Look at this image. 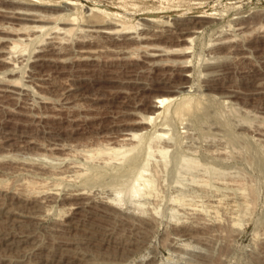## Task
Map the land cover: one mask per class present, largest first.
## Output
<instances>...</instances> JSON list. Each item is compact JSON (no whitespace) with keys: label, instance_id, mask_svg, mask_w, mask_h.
<instances>
[{"label":"rangeland","instance_id":"rangeland-1","mask_svg":"<svg viewBox=\"0 0 264 264\" xmlns=\"http://www.w3.org/2000/svg\"><path fill=\"white\" fill-rule=\"evenodd\" d=\"M67 1L69 3L66 0H0V37L8 31H15L20 35L19 46L16 50L13 49L15 51L12 50L13 54L11 59L9 58L12 62L0 60V85L27 84L30 89L28 94L17 95L21 97L0 96V211L3 213L7 208L12 209L17 212L18 217L26 219L24 221L28 227H32L35 235L39 237L40 247L36 248L35 252H40L43 256L63 253L62 255L68 257L72 254L68 257H73L71 264L81 263L77 259L81 258L77 257L81 247L78 246L71 253L70 248L75 246L70 242L71 239L86 242L83 250L91 253L89 257L105 264H264V133L257 130L261 127L264 129V0ZM92 8L93 11L96 9V13L105 15V19H109V15L116 16V19L120 17L118 20L126 21L128 26L131 25L130 29H124L126 31L115 34L112 39L87 35L80 28L84 27L82 21L93 13ZM23 9H33L37 14L42 12L46 18L54 20H58V15L59 20L69 16L77 17L75 25L81 26L77 30L62 33L61 45L54 47L55 51L50 53L53 59L50 63L42 65L43 67L39 57L51 47L49 29L52 32L55 28H52V23L47 22L44 30L32 32L27 26L34 24L33 22L13 16H17V11ZM200 9L216 17H210L211 22L209 17L201 19L202 17L195 15ZM239 10L241 15L255 14L263 19L249 25L250 27L237 28L239 24L236 21L241 16ZM149 18L158 19L160 22L164 20L168 25L172 21L169 27L176 25L179 20L190 22L189 25H194L188 28L191 29L189 35L193 33V38L185 41L178 38L177 31L172 32L174 35L160 31L159 36L156 33L157 36L147 43L138 42L140 39H137V35H141L140 31L148 26ZM158 20L154 23H158ZM199 26L201 27L196 29ZM27 33H31V39ZM127 36H135V39L124 40ZM100 42H109V46L113 45L111 48L117 49L127 46L130 51L126 47L127 52L99 51ZM154 43L166 47L169 45V49L175 52L165 55L166 60L164 56H145ZM170 45L174 46L170 48ZM187 46L191 48L185 49ZM75 48L76 51L89 48L95 52L87 51L80 55L74 51ZM180 48L184 50L181 51ZM177 50L179 52L176 54ZM95 55L97 57H94ZM37 68H40L43 74L40 81L34 77ZM186 71L189 75H186ZM216 74L220 78H215ZM17 78L21 82H18ZM12 79L17 81L13 83ZM181 84L186 85L180 88L183 92L190 87L192 91L187 92L193 97V102L185 116H181L180 111L175 110L174 101L172 103L167 120L172 142L169 146L173 148L169 147L171 157L168 155L167 168L163 166L167 170H160V166L157 176L151 170V173L148 172V175H154L155 181L157 179L156 189L153 187L152 195L149 196H134L136 204L127 200L116 205L105 202L108 196L116 195L114 188L110 187V180L117 179L112 166L117 160L111 161L113 164L106 160L104 162L110 164L103 165L107 154L95 153L91 158L94 154L88 152L86 156L85 150L102 145H122L123 149V145L128 147L131 143L121 139L128 131H143L147 135L152 129L160 130L159 124L163 117L157 119V126L137 125V119L149 114L148 104L156 95ZM206 109L213 114L206 112ZM203 112L206 117L202 115ZM207 115L211 116V120H208ZM180 118L185 120L182 119V122ZM226 138L232 139L230 141ZM164 139L167 138H162L161 142ZM212 143L215 145L212 146ZM222 146L227 148L228 152H222L225 149ZM218 148L223 150H217L218 153L212 151ZM81 149H84L83 153ZM156 154L159 152H155L153 158L162 156ZM90 155L91 157H88ZM183 155L186 158L189 156L191 160L195 158L193 160L200 161V164L195 163L201 165L192 170V175L186 170L188 173L184 177L186 171L181 169L182 172L179 173L180 168L173 166V162L180 164L178 161ZM153 158L150 162L156 160ZM162 159L158 160L163 164ZM201 163L205 164L208 170L201 169L204 166ZM71 164H81L88 171L84 168V171H87L85 175V172H81V175L70 171L67 173L72 175L64 179L55 176L56 171H65ZM81 165L78 166L80 171L83 169ZM94 165L97 167L94 168ZM211 169L214 173L210 172ZM214 169H218V173ZM175 170L179 176L182 173L183 178H179ZM196 170H199V176L207 177L200 179H203L201 182L209 184L208 186L203 185L200 187L202 189L192 187L196 186V182L191 181L193 178L189 177L191 175L199 178L195 174ZM50 172H53L54 176ZM74 174L78 179H71L75 177ZM91 175L97 176L94 183ZM216 177L222 178L223 181L218 180L217 183V179L214 180ZM174 178L178 181L185 178L187 183L182 182L190 186L183 187L191 197L184 192L187 195L184 199L182 187H176L179 184L177 182L174 185ZM210 179L213 182H210ZM41 183L45 184V191ZM210 183L218 185L211 187ZM76 186L77 189L85 191V194L77 200L83 201L82 203L73 205L71 203L76 200L64 196H67L66 191H73ZM213 192L222 198L221 207L218 206L220 208L217 207L216 212L211 211L210 205L208 206L212 196H217H210ZM203 193H206L207 197ZM46 194L50 196L44 198ZM181 194L184 201L178 196ZM42 198L47 204L45 211L41 212L42 216H31L29 207L32 204L29 203ZM224 202H230L231 205L233 203L235 211ZM19 212L24 215H18ZM0 220V227L12 225L7 216L0 217ZM13 230L28 231L25 226ZM62 233L69 235L64 236ZM65 239L68 240L66 243ZM59 249L62 252H59ZM66 249L69 253L63 252ZM13 255L16 257V253ZM34 258L27 259L33 262Z\"/></svg>","mask_w":264,"mask_h":264},{"label":"bare ground","instance_id":"bare-ground-1","mask_svg":"<svg viewBox=\"0 0 264 264\" xmlns=\"http://www.w3.org/2000/svg\"><path fill=\"white\" fill-rule=\"evenodd\" d=\"M63 1V0H62ZM187 1V0H186ZM32 2V1H31ZM66 2L67 3H69V1H67L66 0ZM180 2V1H179ZM184 2V1H183ZM34 3V2H33ZM61 3H63V2H61ZM67 3H65V4H67ZM70 3H72V2H70ZM180 4H181V2H180ZM59 5H61V4H59ZM68 5V4H67ZM62 6V5H61ZM65 6V5H64ZM70 7V6H69ZM68 7V8H69ZM233 7V6H232ZM99 8V7H98ZM166 8V7H165ZM231 8V7H230ZM239 8V7H238ZM65 9H66V7H65ZM64 9V10H65ZM102 9V8H101ZM101 9H99V11L101 10ZM221 9V8H220ZM27 10V9H26ZM33 10V9H32ZM32 10H28V11H25L24 9L23 10H18L17 11V13H18V15L17 16H15V15H13L14 17H17V18H20V19H23V20H28V21H31V22H33L34 24H32V25H28L27 27L29 28L30 27V29H31V31L33 32H37L38 30H41L42 31V29L44 30L45 28H46V23L47 22H49V23H52V28L54 29V30H52V32H51V29H49L50 31H49V33H50V35L48 36L49 38H50V40H49V43L51 44V47L49 48V49H46V50H48L47 51V53H43L40 57H39V60H40V65L42 66V65H44V64H46V63H50L51 62V60L53 59L51 56H50V53L53 51H55L54 49V47H57V45H58V47H59V44H60V40L63 38L62 37V33H67V32H71V31H73L74 29H78V28H80L81 26L80 25H78L77 27H76V20L78 19L77 17H73L72 16V18H71V16H69V18H64L63 20H59L60 18H58V16H57V18L56 19H58V20H54V18L52 19V18H46V16H44L45 14H43L42 12H40L41 14H37V13H34ZM37 10V9H36ZM69 10V9H68ZM96 10V9H95ZM95 10L93 11V8H92V11H91V9H90V11L91 12H93L92 14H90V15H88V17H86V19H84L82 22V26H84V27H81L80 28V30L81 31H85L86 32V34L87 35H91L92 37H98V36H100V37H106V38H113L114 36H115V34H117V33H119V32H121V31H123L124 29H126V28H128V29H130L129 27L131 26V25H127L126 23V21H124V20H118V19H120V17L118 18V19H116L114 16H111V15H109L110 16V18L109 19H105L106 17H104V16H102V15H100L99 13H101V12H99V13H96L95 12ZM225 10V9H224ZM223 10V11H224ZM229 10V9H228ZM32 11V12H31ZM60 11V10H59ZM59 11H58V13H59ZM62 11V10H61ZM64 11H62V13H63ZM95 12V13H94ZM185 12H187V11H185ZM10 13V12H9ZM61 13V12H60ZM66 13V12H65ZM104 13V12H103ZM239 13H240V10H239ZM256 13V12H255ZM257 13H259V12H257ZM262 13H263V11H262ZM43 14V15H42ZM57 14V13H56ZM253 14V13H252ZM8 15H10V14H8ZM63 15H64V13H63ZM197 17H202L201 19H203V18H212V17H216V16H213L212 14H210V13H207V11H205V10H199L196 14H195ZM241 15V13L239 14V16ZM260 15V14H259ZM264 15V14H263ZM47 16H48V14H47ZM238 16V17H239ZM51 17V16H50ZM218 17V16H217ZM236 17V16H235ZM85 18V17H84ZM211 18H210V22H211ZM154 19V18H153ZM153 19H147V27H144V29H142V31H140V34L141 35H137V36H139L137 39H140V41L138 40V42H141V41H144V42H146L147 43V41L148 40H150L151 38H155L154 36L156 35V33H160L161 34V32L160 31H162V32H166L167 34L168 33H172V32H174V31H177L178 33H179V37L178 38H180V39H185V41L187 40V41H190V39L191 38H193L191 35L193 34H191V35H189V33L190 32H192L191 31V29H188V28H190V25H192V24H190L189 25V23L188 22H186V21H181V20H179V21H177V23H176V25L174 24V26L173 27H169V25L172 23V21H171V23L168 25V23L166 22V21H164V20H162V22H160V20H158V19H156V20H158L157 22L158 23H154V22H156V20H153ZM237 19V18H236ZM263 18H259V16L257 17V16H255V14L254 15H248V14H245V15H241L240 17H239V19H238V21H236L237 22V24H239V26H237V28L239 27V28H243V27H246V26H251V25H253L254 23H257L258 21H260V20H262ZM82 20V19H81ZM166 20V19H165ZM186 20V19H185ZM193 21L195 20V19H192ZM215 20V19H214ZM199 21H201V20H199ZM198 21V22H199ZM235 21V20H234ZM160 22V23H159ZM192 22V21H191ZM204 22H205V20H204ZM235 22V23H236ZM207 23V22H206ZM209 23V22H208ZM60 24H62L63 26H61ZM76 24V25H75ZM197 24V23H196ZM202 24H203V22H202ZM188 25H189V27H188ZM192 26H194V25H192ZM249 26V27H250ZM261 26V25H260ZM24 27V26H23ZM26 27V26H25ZM24 27V28H25ZM133 27V26H132ZM201 26H199L198 28H196V29H199ZM234 27V26H233ZM256 27H258V26H256ZM194 28V27H193ZM247 28V27H246ZM15 29V28H14ZM132 29V28H131ZM245 29V28H244ZM243 29V30H244ZM127 30V29H126ZM126 30H124V31H126ZM48 31V30H47ZM194 31H195V29H194ZM240 31V30H239ZM239 31H237V33L239 32ZM129 32V31H128ZM131 32H133V31H131ZM164 32V33H165ZM233 32V31H232ZM235 32V31H234ZM48 33V34H49ZM130 33V32H129ZM137 33V32H136ZM159 33H158V36H159ZM176 33V32H175ZM173 34V33H172ZM189 36H188V35ZM195 34V33H194ZM234 34V33H233ZM162 35H164V34H162ZM171 35V34H170ZM174 35V34H173ZM173 35H171L172 37H173ZM187 35V36H186ZM227 35V34H226ZM235 35V34H234ZM240 35V34H239ZM20 35H18V32H15V31H8V32H6V34L4 35V36H2V37H0V60L1 61H4V62H8V63H10V62H12L10 59H11V56H12V54H13V51H15L16 50V48L19 46V42H18V40H20L19 37ZM27 36L29 37V36H31V33H27ZM117 36V35H116ZM122 36V35H121ZM125 36V35H124ZM157 36V35H156ZM161 36V35H160ZM223 36V35H222ZM228 36V35H227ZM25 37V36H24ZM120 37V36H119ZM135 36H127L124 40H126V39H131L132 40V38H134ZM163 37V36H162ZM161 37V38H162ZM176 37V38H177ZM234 37L235 36H233V39H234ZM26 38V37H25ZM30 38V37H29ZM32 38V37H31ZM30 38V39H31ZM91 38V37H90ZM115 38V37H114ZM165 38V37H164ZM168 38V37H167ZM177 38V39H178ZM221 38V37H220ZM224 38V37H223ZM228 38H230V36L228 37ZM236 38H238L237 36H236ZM135 39V38H134ZM227 39V38H226ZM231 39H232V37H231ZM97 40V39H96ZM161 40V39H160ZM170 40H171V38H170ZM235 40V39H234ZM94 41V40H93ZM101 41V40H100ZM135 41V40H134ZM153 41V40H152ZM165 41H166V39H165ZM220 41H222V40H219V42ZM225 41V40H224ZM224 41H222V42H224ZM233 41V40H232ZM231 41V42H232ZM102 42V41H101ZM100 42V45H101V48H99V49H97V50H99V51H104V50H112L113 52H115V50H116V53L117 52H121V51H128L127 49H129V47L127 48V46H125L124 44L126 43V42H124L123 43V45L127 48H125V47H123L122 46V44H120L122 47H120V49H117V48H111L110 46H112L113 47V45H108L109 44V42H103V43H101ZM133 42V41H132ZM136 42V41H135ZM193 42V41H192ZM218 42V43H219ZM230 42V43H231ZM128 43H130V42H128ZM226 43H229V42H226ZM81 44V43H80ZM61 45V44H60ZM127 45V44H126ZM132 45V44H131ZM141 45H142V43H141ZM27 46V45H26ZM118 46V45H117ZM169 46V45H168ZM166 47V46H161L160 44H153V46H152V44H151V47H149V48H151V50L149 49V50H147L146 51V54H145V56H147V55H149V56H164V60H166V58H165V55H168V54H170V53H173V51L175 52V50H170L169 49V47ZM171 46L172 45H170V48H171ZM174 46V45H173ZM172 46V47H173ZM62 47V46H61ZM60 47V48H61ZM91 47V46H90ZM131 47V46H130ZM147 47V46H146ZM190 46H187L185 49H187V48H189ZM43 48V47H42ZM46 48H47V46H46ZM59 48V49H60ZM64 48V47H63ZM176 48H178V47H176ZM176 48H174V49H176ZM191 48V47H190ZM13 49H15V50H13ZM70 49V48H69ZM94 49V48H93ZM147 49V48H146ZM181 49V48H180ZM13 50V51H12ZM179 50V49H178ZM176 51V54L179 52V51ZM184 50V48L183 49H181V51H183ZM40 51V50H39ZM42 51V50H41ZM74 51H76V48H75V50ZM87 51H89V52H95L94 50H92V49H85V48H80V49H77V53L79 52V54L80 55H83L84 54V52H87ZM129 51H130V49H129ZM17 52V51H16ZM71 52V51H70ZM106 52V51H105ZM108 52V51H107ZM110 52V51H109ZM132 52V51H131ZM145 52V51H144ZM181 53V52H180ZM183 53V52H182ZM15 54H17V53H15ZM40 54H41V52H40ZM40 54H38V55H40ZM101 54V53H100ZM91 55H94V54H91ZM120 55V54H119ZM239 55V54H238ZM79 56V55H78ZM38 57V56H37ZM84 57V56H83ZM94 57H97L96 55L94 56ZM148 57V56H147ZM237 57H239V56H237ZM10 58V59H9ZM81 58H82V56H81ZM91 58V57H90ZM167 58H168V56H167ZM38 59V58H37ZM74 59V58H73ZM39 60H37L38 61V63H39ZM158 60V59H157ZM163 60V59H162ZM169 60H171V58H169ZM22 61V60H21ZM36 61V62H37ZM153 61H155V60H153ZM167 61H168V59H167ZM14 62V61H13ZM156 63H157V61H155ZM153 64H154V62H152ZM15 64V63H14ZM17 64V63H16ZM38 66V65H37ZM37 66H35V67H37ZM43 67V66H42ZM13 71V70H12ZM33 71V70H32ZM34 72V71H33ZM220 73H221V70L219 71ZM185 73V72H184ZM186 75H189L188 74V72L186 71ZM214 73V72H213ZM215 73H217L216 71H215ZM214 73V74H215ZM35 74H36V76H34V74L32 75V76H34L35 77V79H37V80H42L43 79V77H42V73H41V69L39 68V70H38V68H37V70L35 71ZM214 76V75H213ZM219 76V75H218ZM217 76V74H216V77L215 78H217L218 77ZM20 78V77H19ZM19 78H17V79H19ZM214 78V77H213ZM219 78H220V76H219ZM14 79V78H13ZM12 79V80H13ZM32 80H33V78H32ZM14 82L13 83H15V81H17V80H13ZM35 81V80H34ZM9 82V81H8ZM18 82H21V80L19 79L18 80ZM36 82V81H35ZM2 83V82H1ZM7 83V82H6ZM37 83V82H36ZM73 83V82H72ZM28 84H30V83H28ZM41 84V83H40ZM74 84V83H73ZM20 85V84H19ZM17 85V84H10L9 83V85H0V96H6V97H21V96H17V95H21V94H28V93H30V89H29V85H27V84H24V85ZM42 85V84H41ZM180 85V84H179ZM32 86V85H31ZM73 86V85H72ZM71 86V87H72ZM185 87L186 85L185 84H181V86H177V87H173V88H169V89H167V90H165V91H163V92H161V93H159L158 95H156V97L155 98H153L150 102H149V114H147V115H142V116H140L138 119H137V125H142V124H149V125H152V124H155L156 123V121H157V119L159 118V117H163V119L161 120V122H160V126H161V128L163 129V130H161V128H160V130H158V131H160V132H158L157 131V129H152V131L149 133V134H147L146 135V133H144L143 131H135V130H131V131H128L127 133H125V135L124 136H122V138L121 139H123L124 140V142H125V140H127V141H131V143L129 144L130 146H128V147H126L125 145H123V149L121 148L122 147V145H121V147H118V146H109V145H106V146H104V145H102V146H97L98 148H96V147H94V148H89V149H86L85 151L86 152H84V154L87 156V153L89 152V154H94L92 157H91V155L90 156H88V157H91V158H93L96 154L95 153H99V155H102L101 153H103V154H107V156H105L107 159H105V160H103L104 158V156L102 157L103 159V165H105V163L106 164H110V163H107V162H111V161H113V160H117L116 161V163L114 164V165H112V166H114L113 168L115 169V173L114 174H116V176L115 175H113V173H112V175H113V177L115 176V177H117V179L116 178H111L112 176H110V178L113 180V181H111L110 180V182H112V186H110V187H112V188H114L113 190H115L114 192H116L115 194V196H108L107 198V200H105V202H107V203H109L110 205L111 204H113V205H116V203H121V202H124L125 200H127L128 202H132V204H136L137 202H135L134 201V196H137V197H141V196H149V195H152V190H153V187L155 188L156 187V185H155V183H156V181H157V179H156V181H155V178H153L154 177V175L153 174H151V175H153V176H150V175H148V172H150V170H151V172H154V174L156 175L157 173H158V171H160V170H167L166 168H167V166H168V163H169V158H168V155H169V147L172 145V142L170 141L171 140V136H169V131H168V125H169V122H168V120H167V117L169 116V112H170V110H171V108H172V103H173V101H174V103H175V110L176 111H180L179 112V114L181 115V116H185L186 114H187V110H188V108H191V103L193 102L192 100H191V94H189L187 91H192L191 89H190V87L189 88H187V91L186 92H183L182 91V89H180L181 87ZM192 87V86H191ZM175 92H179V94H174ZM23 97V96H22ZM193 98V97H192ZM194 108H195V106H194ZM206 112H209V111H207V109L205 110ZM204 111V112H205ZM204 112L202 113V115L204 114ZM210 113V112H209ZM209 113H207V114H209ZM210 114H213V112L212 113H210ZM204 115H206V114H204ZM203 115V116H204ZM210 116V115H209ZM209 116L207 115V117L209 118ZM214 116V115H213ZM177 116H175V118H176ZM204 117H206V116H204ZM211 117V116H210ZM179 118V117H178ZM201 118V117H200ZM207 118V119H208ZM181 119V118H180ZM183 119V118H182ZM182 119L180 120V121H182ZM183 120H185V119H183ZM208 120H211L210 118L208 119ZM179 121V120H178ZM183 122V121H182ZM181 122V123H182ZM188 122V121H187ZM186 123V122H185ZM212 123V122H211ZM214 123V122H213ZM180 124V123H179ZM156 125V124H155ZM210 125H212V124H210ZM214 125H215V123H214ZM157 126V125H156ZM155 126V127H156ZM220 126V125H219ZM145 127V126H144ZM212 127V126H211ZM259 127V126H258ZM260 127H261V125H260ZM257 130H259V133H264L263 132V128L261 127V128H258ZM217 132V131H216ZM261 134V135H262ZM171 135V134H170ZM174 136V135H173ZM162 138H167L166 140L164 139L162 142H161V140H162ZM173 138V137H172ZM226 139H229V138H226ZM230 139H232V138H230ZM229 139V140H230ZM174 140V139H173ZM223 140V139H222ZM234 141H236L235 140V138L233 139ZM132 141H134V142H132ZM145 141V144L143 145V142ZM223 141H225V140H223ZM227 141V140H226ZM231 141V140H230ZM171 142V143H170ZM233 142V141H232ZM174 143V142H173ZM177 143V142H176ZM219 143V142H218ZM236 143V142H235ZM106 144V143H105ZM182 144V143H181ZM215 144H217L216 142H215ZM215 144H213L212 143V146L213 145H215ZM230 144H231V142H230ZM110 145H112V144H110ZM170 145V146H169ZM211 145V144H210ZM221 145V144H220ZM223 145H224V143H223ZM226 145V144H225ZM231 145H233V144H231ZM174 146V145H173ZM218 146H219V144H218ZM229 146V145H228ZM228 146H226V147H228ZM179 147V146H178ZM216 147H217V145H216ZM224 146H222V148H223ZM232 147V146H231ZM171 148H173V147H170V149ZM213 148V147H212ZM225 148V147H224ZM223 148V149H224ZM230 148V147H229ZM186 149V148H185ZM215 149V148H214ZM212 150V151H216L217 152V150L220 152V151H222L221 149L219 150V148L218 149H216V150ZM226 150H227V148H225ZM223 150L222 152H228V150L226 151V150ZM82 150V149H81ZM84 150V149H83ZM83 150H82V153H83ZM174 150H175V148H174ZM187 150V149H186ZM190 150V149H189ZM190 151H192V150H190ZM81 152V151H80ZM155 152H159V154H161L162 156H160L159 158H160V160L162 159L161 157H163V159H162V162H163V164L162 163H160L159 162V158L158 159H156L157 157H155L154 156V158L156 159V160H154V162H159V163H154V162H150V160L153 158V155L155 154ZM180 152V151H179ZM171 153V152H170ZM174 153H176V152H174ZM193 153V152H192ZM215 153V152H214ZM218 153V152H217ZM159 154L157 155V156H159ZM181 154V153H180ZM99 155H97V156H99ZM179 155V154H178ZM177 155V156H178ZM182 155V154H181ZM96 156V157H97ZM170 156V155H169ZM174 156V155H173ZM184 156V155H183ZM225 156H227V155H225ZM171 157V156H170ZM181 157V159H180V161H178V162H180V164H179V167H177V163H175V162H173L174 164H173V166H175L177 169L178 168H180V169H178V171H179V173L180 172H182V170L184 169L185 171L186 170H189V174H193V171H194V169H196V167L198 168V167H200L201 165H197L196 163H199L198 161H194L193 159H195V158H193L192 160L191 159H189L188 157L189 156H187V158L184 156V157H182V156H180ZM219 157H221V156H219ZM223 157V156H222ZM101 158V157H100ZM153 158V159H154ZM174 158H175V156H174ZM173 157H172V159H174ZM192 158V157H191ZM224 158V157H223ZM227 158V157H226ZM231 158V157H230ZM86 159V158H85ZM110 159H112V160H110ZM220 159V158H219ZM225 159V158H224ZM100 160V159H99ZM102 160H101V162H102ZM106 160H109V161H107V162H104V161H106ZM173 161V160H172ZM174 161H176V160H174ZM177 162V161H176ZM196 162V163H195ZM151 163H153V164H151ZM77 164V163H76ZM111 164H113L112 162H111ZM177 164V165H176ZM200 164V163H199ZM201 164H203V163H201ZM72 165V164H71ZM81 165V164H80ZM80 165H72V166H70L67 170H65V171H60V172H57L56 171V177L57 176H59L60 178L62 177L63 179L64 178H66L67 176H70V175H72V174H70V173H67V172H74L75 174H81V175H83L81 172H85L86 170L88 171V169L87 168H85V167H83L82 165H81V167L83 168L81 171H80ZM197 165V166H196ZM204 166H203V168L201 167V169H206V166H205V164H203ZM79 166V167H78ZM95 166V165H94ZM111 166V165H110ZM161 166V168H160V170H159V167ZM163 166H165V167H163ZM88 168H92V167H90V166H87ZM97 167V165L94 167V168H96ZM98 167H100V165L98 166ZM162 167H163V169H162ZM84 168L86 169L85 171H84ZM93 168V169H94ZM103 168V167H102ZM102 168H100V169H102ZM211 168H213V167H211ZM114 169H113V171H114ZM182 169V170H181ZM209 169H210V166H209ZM96 170H98V168L96 169ZM149 170V171H148ZM171 170V169H170ZM169 170V171H170ZM193 170V171H192ZM206 170H208V168L206 169ZM206 170H205V172H206ZM218 170V169H217ZM217 170H215L214 169V171H216V173H218L217 172ZM86 171V172H87ZM99 171V170H98ZM173 171V170H172ZM175 171H177V170H175ZM178 171L176 172L177 174H178V176H179V173H178ZM213 171V169H211L210 170V172H212ZM86 172L84 173V175L86 174ZM96 172V171H95ZM110 172H111V170H110ZM150 172V173H151ZM161 172H163V171H161ZM166 172V171H165ZM190 172H192V173H190ZM196 172H197V170H196ZM201 172V171H200ZM219 172H220V170H219ZM223 172V171H222ZM45 173V172H44ZM50 173H52L53 174V172H50ZM89 173V172H88ZM105 173V172H104ZM186 173H188V171H186V172H184V174H183V177H184V175L186 176ZM206 173H208V171L206 172ZM212 173H214V172H212ZM221 173V172H220ZM220 173H219V175H220ZM74 174V175H75ZM99 175L100 174H103V173H98ZM182 174V173H181ZM181 174H180V176H179V178H183L182 176H181ZM197 176H199L198 174H199V170H198V172L197 173H195ZM194 174V175H195ZM201 174V173H200ZM89 175V174H88ZM98 175V177H101V176H104V175H101V176H99ZM149 177H148V176ZM191 175H190V177H189V179L190 178H193L191 181H193V182H196V186H192V187H202L203 185H206V186H208L209 184H205V182H201V181H203V179L201 180L200 178L202 177V178H206L207 179V177H204L202 174V176H199V178L198 177H191ZM195 175V176H196ZM207 176H208V174H206ZM205 175V176H206ZM212 176H214L215 174H211ZM53 176H54V174H53ZM92 176V175H91ZM91 176H90V178H91ZM107 176V175H106ZM157 176V175H156ZM175 176H176V178H177V175L175 174ZM216 176V175H215ZM224 176V175H223ZM55 177V178H56ZM58 177V178H59ZM72 177V176H71ZM70 177V178H71ZM74 177V176H73ZM80 177V176H79ZM93 177V176H92ZM75 178H76V175H75V177L74 178H71V179H74L75 180ZM87 178H89V177H87ZM86 178V179H87ZM95 178H97V176L96 177H93V183H94V179ZM105 178V177H104ZM172 178H173V176H172ZM176 178H174L175 180L173 181V182H175L174 183V185L175 184H177V183H179V184H177V186L176 187H178V185H179V187H182V193H184V192H186L187 190L186 189H184V187L183 186H188V185H184V183L182 182V181H186V180H180V181H178ZM213 178V177H212ZM211 178V179H212ZM224 178V177H223ZM229 178V177H228ZM76 179H78V176H77V178ZM108 180H109V178H107ZM188 179V178H187ZM206 179H204V181L206 180ZM209 179V178H208ZM210 179V180H211ZM215 179H217V177L216 178H214V180ZM68 179H66V181H67ZM92 180V179H91ZM108 180H105V181H108ZM170 180H172V179H170ZM223 181V179L222 178H220V179H217V180H215L216 182L217 181ZM232 180H234V179H232ZM70 181H72V180H70ZM69 181V182H70ZM88 181H90L89 179H88ZM209 181V180H208ZM225 181V180H224ZM46 182V181H45ZM44 182V183H45ZM83 182V181H82ZM84 182H87V181H85L84 180ZM83 182V183H84ZM91 182V181H90ZM104 182V181H103ZM170 182V181H169ZM177 182V183H176ZM193 182H191V183H193ZM210 182H213V180H211ZM225 182H228L227 180L225 181ZM36 183V182H35ZM72 183V182H71ZM82 183V184H83ZM185 183H187V181L185 182ZM190 183V182H189ZM218 183V182H217ZM217 183H215V185H218ZM222 182H220V184H221ZM228 183H230V182H228ZM232 183H235V182H232ZM231 183V184H232ZM238 183V182H237ZM42 185H43V187L45 186V184H43V183H41ZM91 184V183H90ZM105 184H106V182H105ZM109 184V183H108ZM111 184V183H110ZM193 184H195V183H193ZM227 184V183H226ZM47 185V184H46ZM75 185V184H74ZM79 185H80V183H79ZM86 184H84V186H85ZM88 185V184H87ZM173 185V186H174ZM210 185H211V187H216L213 183H210ZM213 185V186H212ZM224 185H225V183H224ZM41 186V185H40ZM84 186H82V187H84ZM104 186H106V185H104ZM190 186V185H189ZM47 187V186H46ZM75 187V186H74ZM80 187H81V185H80ZM86 187V186H85ZM88 187V186H87ZM152 187V188H151ZM210 187V186H209ZM217 187H220V186H217ZM222 187V186H221ZM234 187V186H233ZM40 188H42V187H40ZM49 188V187H48ZM54 188V187H53ZM198 188V189H199ZM45 187H44V189H43V191H45ZM156 189V188H155ZM196 189V188H195ZM200 189H202V188H200ZM199 189V190H200ZM215 189V188H214ZM218 189V188H217ZM216 189V190H217ZM40 190V189H39ZM38 190V191H39ZM73 190V189H72ZM179 190V189H178ZM180 190V191H181ZM186 190V191H185ZM216 190H215V192H216ZM220 190V189H219ZM42 191V192H43ZM48 191H50V189L48 190ZM52 191V190H51ZM155 191V190H154ZM180 191L178 192V193H180ZM193 192H194V190H192ZM191 191V192H192ZM201 191V190H200ZM213 191V190H212ZM52 192H54V191H52ZM85 192V191H84ZM81 189L79 190V189H77V186H76V189H74L73 191H70V192H67L66 191V193H67V196L65 195H63L64 197H69V198H72V199H74V200H76V201H74V202H72L71 204H77V203H80L81 201H77L78 199H81L82 197H84V193ZM204 192V191H203ZM207 192V191H206ZM44 193V192H43ZM57 193V192H56ZM187 193V192H186ZM196 193H197V191H196ZM218 193V192H217ZM221 193V192H220ZM51 194V193H50ZM54 194V193H53ZM114 194V193H113ZM204 194V193H203ZM206 194V193H205ZM204 194V195H205ZM212 194H215L214 192L213 193H211V195L210 196H212ZM226 194V193H225ZM224 194V195H225ZM49 195V194H48ZM47 194H46V196L44 197V198H48L49 196H48ZM109 195V194H108ZM187 195L188 196H190L191 194L189 193H187ZM187 195H185V193H184V196H185V198L184 199H186L187 197ZM195 195V194H194ZM197 195V194H196ZM195 195V196H196ZM204 195H202V196H204ZM208 195V194H207ZM215 195H217V194H215ZM222 195V194H221ZM224 195H223V197H224ZM6 196H7V194H6ZM14 196V195H13ZM52 196V195H51ZM56 196V195H55ZM178 196H180V198L182 197V194L181 195H178ZM177 196V197H178ZM192 196V195H191ZM190 196V197H191ZM199 196V195H198ZM206 196V195H205ZM209 196V195H208ZM220 196V195H219ZM228 196V195H227ZM244 196V195H243ZM207 197V196H206ZM213 198L211 199L212 201L210 202V203H208V206L210 205V208L212 209L211 211H214V212H216V211H218V210H216V208L218 207V206H220L221 205V202H222V198L221 197H218V195L217 196H212ZM87 198V197H86ZM183 198H181L180 200H182ZM189 198V197H188ZM84 199V201H85V198H83ZM82 199V200H83ZM140 199V198H139ZM178 199V198H177ZM184 199H183V201H184ZM194 199V198H193ZM209 199H210V197H209ZM104 200V199H103ZM136 200V199H135ZM234 200V199H233ZM126 201V202H127ZM135 203H134V202ZM4 202V201H3ZM8 202V201H7ZM45 201H44V199L42 198V199H35V201H33V202H30L29 204H32L31 205V207H29V213L31 214V216H33V217H40V216H42V213L41 212H43V211H45L44 210V208H46V203H44ZM83 202V201H82ZM81 202V203H82ZM86 202V201H85ZM84 202V203H85ZM88 202V201H87ZM104 202V203H105ZM142 202V201H141ZM187 202V201H186ZM193 202V201H192ZM233 202V201H232ZM1 203V202H0ZM103 203V204H104ZM191 203V202H190ZM195 203V202H194ZM197 203V202H196ZM225 204H227L229 207H232V205H233V203H232V205H231V203L230 202H228V203H226V202H224ZM5 204V203H4ZM26 204V203H25ZM46 204V205H45ZM70 204V203H69ZM86 204V203H85ZM108 204V205H109ZM141 204V203H140ZM201 204V203H200ZM199 204V205H200ZM205 204V203H204ZM204 204H203V206H204ZM236 204V203H235ZM6 205H8V204H6ZM78 205V204H77ZM79 205H81V204H79ZM84 205V204H83ZM198 205V204H197ZM207 205V204H206ZM222 205H223V203H222ZM0 206H2V203L0 204ZM120 206V205H119ZM130 206H131V204H130ZM133 206V205H132ZM186 206H189L190 207V205H186ZM225 206V205H224ZM237 206V205H236ZM81 207V206H80ZM113 207V206H112ZM121 207V206H120ZM123 207V206H122ZM193 207V206H192ZM221 207V206H220ZM220 207H218V208H220ZM227 207V206H226ZM234 207V206H233ZM232 207V209L234 210V208ZM5 208H6V206H5ZM4 208V209H5ZM10 208V207H9ZM13 208V207H12ZM28 208V207H27ZM191 208V207H190ZM200 208H202V207H200ZM204 208H205V206H204ZM203 208V209H204ZM206 208H208V207H206ZM225 208V207H224ZM228 208V207H227ZM184 209V208H183ZM193 209H197L195 206L193 207ZM203 209H202V211H203ZM209 209V208H208ZM207 209V210H208ZM214 209V210H213ZM231 209V210H232ZM1 210V209H0ZM185 210V209H184ZM200 210V209H199ZM232 210V211H233ZM194 211V210H193ZM206 211V210H205ZM204 211V212H205ZM235 211V210H234ZM233 211V212H234ZM28 212V211H27ZM6 213H9L8 215H6ZM199 213V212H198ZM208 213V212H207ZM17 212H14V210H12V209H5L4 211H3V213H2V211H0V217H2V216H7L8 217V220H9V222H12V225H10L9 224V226L8 227H5V228H3V227H0V264H71V259H73V257L70 259V258H68L69 257V255H72V254H69L68 255V257H66V255L64 256V255H62V254H60V253H52V254H50V255H48V254H46V255H40L39 253L40 252H35V250H36V248H38V247H40V241H39V237H37L36 235H35V233H34V230H33V228L32 227H28L29 225H27V222L26 221H24V220H26V219H22V216L21 215H24L22 212H19V214L18 215H20L21 217H18L17 215ZM26 216H27V214H25ZM44 215V214H43ZM30 216V215H29ZM8 220H7V222H8ZM201 220V219H200ZM2 220H0V222H1ZM26 227V229H28V231L27 230H24V232H16L15 230H13V228H16V227ZM30 226H32V225H30ZM29 228H31V229H29ZM69 232V231H68ZM61 235H64V233H62ZM68 235H69V233H68ZM68 235H64V236H68ZM72 237V236H71ZM66 238V237H65ZM69 237H67L66 239H68ZM75 238V237H74ZM65 239V243H66V241H68V240H66ZM77 239V238H76ZM79 240V239H78ZM64 241V240H63ZM72 241V243L75 245V246H73V247H71L70 249H71V253L73 252V250H75V249H77V247L79 246V247H81V249L78 251V256L77 257H81L80 259L79 258H77L79 261H81V263L82 264H105L104 262H100V261H98V260H95V259H92V257H89L90 256V254L91 253H89L87 250H83L84 248V246L83 245H85L86 244V242L85 243H81V242H78V241H76V240H70V242ZM61 242V241H60ZM61 243H63V242H61ZM60 243V244H61ZM59 244V243H58ZM80 244V245H79ZM70 245H72L71 243H70ZM56 247H58V246H56ZM65 247H67V246H65ZM64 247V248H65ZM60 248H63V247H60ZM50 249V248H49ZM67 249H69V248H67ZM67 249L66 250H64L63 252H65V251H67ZM69 249V250H70ZM56 250V249H55ZM57 252V251H56ZM59 252H62V251H60V249H59ZM68 252V251H67ZM66 252V253H67ZM13 253H16V257H15V255H13ZM69 253V252H68ZM75 255V253L73 254V256ZM15 257V258H14ZM34 258L33 259V262H31L29 259H27V258ZM76 261V260H75ZM73 263V262H72ZM80 263V264H81ZM74 264H76V262L74 263ZM78 264V263H77Z\"/></svg>","mask_w":264,"mask_h":264}]
</instances>
